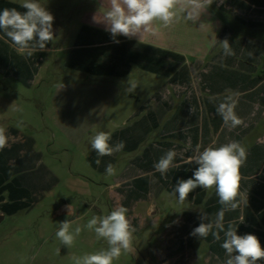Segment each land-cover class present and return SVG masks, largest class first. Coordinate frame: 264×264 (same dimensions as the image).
Masks as SVG:
<instances>
[{
    "label": "crops",
    "instance_id": "obj_1",
    "mask_svg": "<svg viewBox=\"0 0 264 264\" xmlns=\"http://www.w3.org/2000/svg\"><path fill=\"white\" fill-rule=\"evenodd\" d=\"M93 2L108 5V0ZM21 4L22 0H0V11L5 7L26 11ZM50 13L54 17V40L31 57L19 54L0 31V75L3 76L0 78V108L4 104L18 107L14 104L18 91L16 85L22 84L26 88L35 85L51 52L66 53L63 58H54L56 65L62 62L72 70L97 77H126L133 66L154 75L147 77L145 82L147 93L144 102L139 101L129 112L127 125L122 131L124 134L113 133L115 130L112 128L118 126L113 121H106L109 123L104 125L111 136L109 143L115 145L124 141L123 150L98 157L90 143H86L83 151L85 160L98 174H106L108 163L113 164L116 172L120 169L112 183L102 184L110 189L120 206L127 209L133 223L141 222L146 227L151 220L163 219L168 205L175 208V220L168 225L165 233L159 235L165 244V259L173 260L174 264H197L200 259L205 264H225L227 256L221 247L223 232L220 233V241L215 240L211 233L206 238L191 235L202 222V214L208 215V220L204 222L214 223L217 212L223 207L219 204L215 188L197 187L183 204L178 203V194L173 192L180 180L192 178L198 168L195 163H186L197 144L203 150L209 145L219 147L238 141L247 148V159L240 168V191L247 194L248 203L225 211L223 223L225 228L229 223L236 227L237 235H255L264 248V67L260 74L256 72L264 62V44L250 38L245 44L243 34L245 23H264V0H213L195 23L180 19L174 26L166 28L164 34L171 33L173 37L170 45H154L144 39L139 45L117 43L115 41L119 40V36H124L119 35L114 40L103 22L98 21L102 19L94 8L76 15L51 10ZM225 14L231 18L227 23L223 20ZM213 19L217 20L215 24ZM212 25L214 38L210 36ZM251 31L256 33L259 29ZM181 33L205 40L208 37L209 44L198 47L193 42L181 46L177 43V36ZM69 39L73 40V45L65 47ZM225 39L235 55L223 56L220 41ZM125 40L133 42L134 39ZM186 55H191L190 61L186 60ZM226 64L236 67L238 74L219 77L222 66ZM155 75L163 78L158 79ZM8 81L13 82L16 88L9 86ZM87 83L82 78L67 80L61 86L65 91H62L63 96L71 100L92 101L98 88ZM228 89L240 93L235 113L243 123L234 129L225 127L216 113L219 101L210 102L208 99L213 95L223 99ZM83 95L88 97L83 98ZM70 106L60 113L65 118L56 122L68 131L76 128L77 117L82 120L97 116L93 110L85 112ZM69 116H76V119L69 120ZM11 118L14 119V115H9L7 120ZM39 122L46 126L44 115ZM39 122L25 121L32 126H37ZM84 125L94 129L103 126V123L86 119ZM2 129L5 130L8 146L0 150V220L7 215L30 210L39 201L41 193L50 191L60 180L43 161L34 136L24 134L9 123L4 124ZM169 149H175L178 156L174 166L162 176L155 170L154 164ZM97 159L101 161L99 165L95 162ZM123 159L125 162L120 164ZM67 173L71 179L77 180L73 181L71 188L82 191L87 187L83 179L85 175L78 166L74 168L72 163ZM65 206L62 211H66ZM138 206L141 207L139 215L136 214Z\"/></svg>",
    "mask_w": 264,
    "mask_h": 264
},
{
    "label": "rangeland",
    "instance_id": "obj_2",
    "mask_svg": "<svg viewBox=\"0 0 264 264\" xmlns=\"http://www.w3.org/2000/svg\"><path fill=\"white\" fill-rule=\"evenodd\" d=\"M38 2L49 12L50 10L52 12H72L75 15L94 8V10L99 11L101 19L107 7L103 3H94L93 0H38ZM223 20L227 23L226 21L229 22L231 18L225 14ZM216 22L217 20L213 19V23ZM104 26L106 25L104 24ZM252 27L259 29V31L252 33ZM263 27L264 23L262 25L245 23L243 33L246 38L245 44L249 42L248 38L250 40L256 39L264 44ZM212 28L210 36L213 37L215 33L214 25H212ZM165 30L166 28H162L158 36L145 34L141 39L138 36L132 37L133 42L125 40L128 37L119 36L118 41L125 44L139 45L143 43L142 39H144L154 45L156 43L170 45L173 37L171 33L165 35ZM212 37L210 38L212 39ZM177 40V43L181 46L188 43L193 44V42L197 43L198 47L209 44L208 37L205 40L203 37H189L187 34L183 36V33L177 36ZM55 45L56 42L53 43V47ZM72 45L73 40L69 39L65 47ZM65 55V52H51L49 57L45 59V68L38 77L37 83L31 88H26L22 84L16 85L18 91L15 94L17 97H15L14 104L22 111H17V108L8 104H4L0 108V128L9 123L20 129L24 134L34 136L37 140V148L42 152L43 161L56 172L60 179L58 183L52 186L50 191L41 193L39 201L30 210H23L11 216L7 215L5 219L0 220V264H73L72 256L74 255L80 256L84 253H92L108 247L106 241L103 239L97 240L95 233L84 229L83 226L93 215L104 216L120 206L118 199L116 197L114 199L110 189L102 184L103 182L106 184L112 183L114 176L94 172L85 160L83 151L86 143H90L91 136L101 131L108 133L104 128V125L109 123H106V121H113L118 124V126L112 128V130H115L114 134H124L122 131L127 125L129 112L136 107L139 101L144 102L145 93H147L145 82L147 77L154 75L133 66L126 77H97L72 70L62 62L56 65L54 58L56 56L63 58ZM185 58L190 61L191 55H186ZM260 65L261 67L256 69L259 74L263 71L261 68L264 67V62H261ZM222 67L218 74L219 77L238 74L237 68L230 64ZM117 70L122 71V69ZM235 71V74H231ZM2 77L0 75V78ZM155 77H158V79L163 78L161 75H155ZM73 78H82V80L88 82L87 84L98 88L96 91L94 90L95 99L91 98L92 101L79 100L78 98H76L77 100H71L66 98L65 95L63 96L62 84ZM12 83L8 81L9 86ZM130 84L136 85L135 90L132 92L128 91ZM12 86L16 88L14 85ZM87 97L83 95V98ZM69 106L85 112L93 110V113L97 116H93V118L92 116L85 117L82 120H79L81 117H77L76 125H74L76 128L73 131H68L60 125H56V122L65 118L60 113L66 111ZM9 115H14V119L7 120ZM42 115H44L46 126L41 125L43 122H39V120L42 121ZM73 117L76 119V116H69L68 118L70 120ZM86 119L89 122L100 121L103 126L90 129L84 125ZM28 120H35L40 124L37 126L26 124L25 121ZM18 123H20L19 127L17 126ZM106 127L111 129L108 126ZM124 162L123 159L120 164ZM72 163L74 168L78 166L85 175L83 179L85 178L84 181L87 182V187L82 191L71 188L73 181H77L76 178L71 179L67 173ZM119 172L120 169H117L116 173ZM69 204L74 207L72 216H68L66 211H62V207ZM166 208L163 219L159 221L151 220L146 227L141 222L133 223L127 212V218L132 228V247L129 252L123 253L118 260L114 261V264H174L173 260L165 259V244L163 239L159 237L160 234L168 230V225L175 220L173 213L175 208H171L170 205ZM140 210L141 207L138 206L137 215H139ZM65 220L71 222L72 229L77 226L82 228L81 234L76 238L70 249L55 238L59 223ZM197 264H205V262L200 259ZM257 264H264V260H258Z\"/></svg>",
    "mask_w": 264,
    "mask_h": 264
},
{
    "label": "clouds",
    "instance_id": "obj_3",
    "mask_svg": "<svg viewBox=\"0 0 264 264\" xmlns=\"http://www.w3.org/2000/svg\"><path fill=\"white\" fill-rule=\"evenodd\" d=\"M212 2L213 0H108L103 18L98 21L106 25V30L114 40L119 35L128 38L138 36L141 39L145 34L158 36L161 27L170 28L180 19L195 23ZM20 6L26 11H18L15 7H5L0 11V31L19 54L31 57L34 52L44 50L46 45L53 42L54 17L38 0H22ZM220 49L224 57L235 55L227 39L220 41ZM130 85L128 91L132 92L136 85ZM226 92L223 99L215 95L209 96L208 99L210 102L219 101L216 104V113L225 127L234 129L243 123L235 113L240 93L231 89ZM16 110L22 111L21 108ZM17 126L19 127L20 123ZM110 140V134L103 131L91 136L90 145L98 157L110 156L125 147L124 141L111 145ZM7 146L5 130L0 128V150ZM177 156L175 149L167 150L154 164L155 170L164 176L169 168L174 166L173 162ZM246 159L247 148L238 141H230L219 147L209 145L203 150L201 145L197 144L194 154L188 157L186 163H195L198 168L192 178L180 180L173 192L178 194V203L183 204L197 187L207 190L215 188L219 204L223 207L217 212L214 223L204 222L208 220V215L202 214V222L191 235L206 238L211 233L215 240L220 241V233L223 232L221 247L227 256L225 264H257L258 260L264 258V248L255 235H237L236 227L229 223L225 228L223 223L225 211L235 210L240 204L248 203L247 194L240 191V168ZM95 162L99 165L101 161L97 159ZM105 172L107 176L116 175V169L111 163L106 165ZM65 210L68 216L74 214L72 204L66 205ZM83 227L94 232L97 240L106 241L108 247L80 256L74 255L73 264H114L123 253L131 250L132 228L127 218V209L123 206L114 208L104 216L93 215ZM213 228L216 230L213 231ZM81 232L80 226L72 229L71 222L65 220L59 223L55 238L70 249ZM234 252L238 254L233 255Z\"/></svg>",
    "mask_w": 264,
    "mask_h": 264
}]
</instances>
